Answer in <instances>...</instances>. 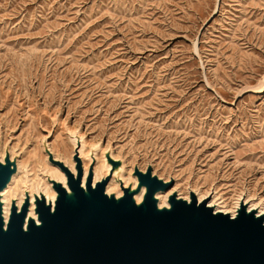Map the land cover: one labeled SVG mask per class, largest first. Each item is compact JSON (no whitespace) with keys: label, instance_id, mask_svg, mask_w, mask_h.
<instances>
[{"label":"rangeland","instance_id":"1","mask_svg":"<svg viewBox=\"0 0 264 264\" xmlns=\"http://www.w3.org/2000/svg\"><path fill=\"white\" fill-rule=\"evenodd\" d=\"M79 135L127 178L150 166L184 198L264 206V0H0V139L20 183L53 168L43 139L67 162Z\"/></svg>","mask_w":264,"mask_h":264},{"label":"water","instance_id":"2","mask_svg":"<svg viewBox=\"0 0 264 264\" xmlns=\"http://www.w3.org/2000/svg\"><path fill=\"white\" fill-rule=\"evenodd\" d=\"M42 146L64 179L46 176L50 193H30L25 185L20 205L13 199L8 209L4 193L19 155L8 143L0 153V264H264V211L244 197L233 214L216 211L209 198L170 192L173 180L150 166L142 171L135 164L125 183L123 160L111 147L101 152L106 175L94 179L93 165L84 177L80 144L74 172L54 157L46 138ZM99 151L90 147L89 157ZM111 178L119 195L107 191ZM167 192L160 205L158 195Z\"/></svg>","mask_w":264,"mask_h":264},{"label":"bare ground","instance_id":"3","mask_svg":"<svg viewBox=\"0 0 264 264\" xmlns=\"http://www.w3.org/2000/svg\"><path fill=\"white\" fill-rule=\"evenodd\" d=\"M61 141L63 143V144L61 143L62 148H64L65 142H64V140H61ZM72 143H73L74 147L76 145L80 144V147L78 150V157L82 163L84 177L87 175L91 165H93L92 170H93L94 179H98V178L106 175V170L104 168V161H103V157H102V153H101L102 151L98 152L93 157H89V152H88L87 148L86 149L84 148L85 142L82 139V135L81 136L79 135V140L76 139V137H75L73 139ZM56 148H57L56 146L50 145V151L55 153L54 154L55 158L56 157L58 158L59 154L57 152H55ZM0 153H1V155L3 154V148H1ZM41 163L43 164V168L40 169V172L33 169L31 181H30L29 174L26 173L24 175L23 182L20 183L19 179H20V175L22 172L21 171L22 166H24V162H23V159L18 161V173L13 177L12 182L10 183V185L8 186V188L5 190V193H4V195H5L4 196V202L6 203V209L9 208L11 200H13V199H15L17 201V204L20 205V203L22 202L23 196H24V191H25L24 186L25 185H27V189L30 193H32V191L38 192L39 190H41L43 193H50L51 191H50L49 185L46 181V176H49L52 179H57V180H63L64 179L63 174L55 166H53V168H52V167H48L45 164V158H41ZM65 164L68 166V168L72 172L75 171V162L73 160L67 161V162H65ZM128 171H129L128 169H125V172L122 176L125 183H127L128 179H129V178H127V174H129V173H127ZM107 191H113L117 195L120 194L118 183L115 180V178H111L109 180V182L107 184ZM172 191H175V190H172ZM168 193L169 192L161 193L158 195V198L160 199V205L165 204L166 196ZM191 193H193L196 196L197 200L209 198L210 199L209 205H215L216 211L227 212L226 206L224 205L225 204L224 201H219L220 198L218 199L215 197V195L212 196V194H209L208 192L202 194L199 192H194L193 190L189 189L188 198H184L180 194H177V195L179 197H182L183 199L189 200ZM242 197H244L246 201L251 203L250 208H255V207L259 206V207H261L260 210L262 212L264 211V206L262 205V203L256 202L255 199H253V198H249L247 192L245 191V192L241 193V195L237 198L232 211H229L230 213H232V214L234 213V208L236 206V203Z\"/></svg>","mask_w":264,"mask_h":264}]
</instances>
